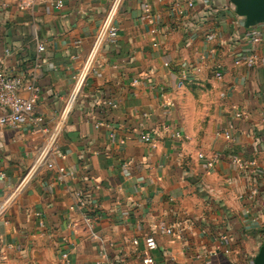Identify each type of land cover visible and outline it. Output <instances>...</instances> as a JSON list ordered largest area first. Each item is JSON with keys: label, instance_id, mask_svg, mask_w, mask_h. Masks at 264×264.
Listing matches in <instances>:
<instances>
[{"label": "crops", "instance_id": "obj_1", "mask_svg": "<svg viewBox=\"0 0 264 264\" xmlns=\"http://www.w3.org/2000/svg\"><path fill=\"white\" fill-rule=\"evenodd\" d=\"M55 1L36 0L25 12L16 0L0 1V54L11 50L6 70L40 87L32 114L0 126V264H142L146 235L157 240L156 264H257L264 175L230 161L240 154L264 163V39L249 38L264 23L247 22L257 0H193L194 7L123 0L117 37L93 58L112 0H64L61 8ZM200 56L205 71L184 80L182 70ZM88 62L58 139L62 156H51L54 168L34 167L18 188ZM219 129L233 138L217 136ZM215 154L220 160L209 167ZM78 193L84 209L71 208ZM159 221L174 233H161ZM209 250L215 254L205 257Z\"/></svg>", "mask_w": 264, "mask_h": 264}, {"label": "built area", "instance_id": "obj_2", "mask_svg": "<svg viewBox=\"0 0 264 264\" xmlns=\"http://www.w3.org/2000/svg\"><path fill=\"white\" fill-rule=\"evenodd\" d=\"M1 1V0H0ZM4 3L7 0H2ZM36 0H16V6L20 11H30L33 6L35 5ZM123 0H112L109 6L108 12L104 18V21L101 24V27L98 31L96 36L92 53L90 57L93 58L100 46L107 41V39H115L118 35V25L116 24V18L119 12V8L122 4ZM64 5V0H56L53 2V6L55 8H61ZM188 7H194L193 0H187ZM144 17L146 20L152 24L155 21V14L153 13L152 7L149 3L144 4ZM212 35V34H210ZM250 41L255 44L264 39V25H259L252 29L249 33ZM154 46H158L157 42H154ZM39 51H44L46 46L43 43H39L37 46ZM11 54V50L5 49L4 53L0 54V126L6 127H14L17 126L24 118L32 114L35 110V106L37 103L38 95L40 92V87L35 85L33 82L25 83L21 76L10 74L7 72L5 67V59L7 56ZM205 56H200L199 62L194 65H189L184 67L182 70L183 78L186 81H196L200 74H202L205 69L206 65L204 63ZM246 63L248 66H253L257 62V56L251 55L247 58ZM90 68V67H89ZM84 74V80L88 73V70ZM214 76L217 79H222L224 77V71L222 68H214ZM84 70L81 72L78 80L76 81L71 93L69 94L68 98L65 101L64 108L62 109L59 118L56 120L53 127H46L44 128V132L47 134L46 139L44 140L42 146L38 151V156L36 158L35 163L33 164L32 168L28 172V174L24 177V179L19 184L18 188L23 186L32 176L35 170L42 167L43 165L47 164L48 167L54 168L55 165L52 161H50L51 156H62V153L58 147V139L65 127L66 121L68 119L69 113L74 106L77 97L81 91L83 86L84 80L80 86V90L77 92V95L74 97L73 102H71V98L74 94L76 89L77 82L79 81L81 75L83 74ZM136 82L138 80H135ZM26 89L30 92V96L26 97L21 94V90ZM237 117L244 116L242 111L236 112ZM166 130H170L169 126L165 127ZM171 135L176 138L182 137L180 131H170ZM217 136H223L226 139H232V133L229 130H218L216 132ZM188 138V136H184ZM144 140L149 142L152 140L151 135L147 134L144 136ZM204 156L203 153L199 154V157ZM220 160V154H215L212 156L209 161V167L215 165L217 161ZM231 163L234 164L239 169H247V168H258L263 172L264 175V163H259L255 158H247L240 154H235L231 157ZM128 165V163L126 164ZM35 170L33 171V169ZM33 171V172H32ZM58 172L61 174L62 178L67 177L65 173V169L63 167L58 168ZM79 201L76 205L71 206L72 209L74 208H86L87 202L85 199L82 198L81 193H78ZM258 220V217H255ZM157 229L164 234H173L174 229L171 225H168L164 221H159L157 223ZM135 245L140 244V240L135 238L133 240ZM158 248V243L153 235H146L143 238V248L141 251L142 256V264H156L154 251ZM215 254V250H209L205 257H210ZM68 254L64 253L63 257L67 258Z\"/></svg>", "mask_w": 264, "mask_h": 264}, {"label": "water", "instance_id": "obj_3", "mask_svg": "<svg viewBox=\"0 0 264 264\" xmlns=\"http://www.w3.org/2000/svg\"><path fill=\"white\" fill-rule=\"evenodd\" d=\"M246 14V13H245ZM248 24L264 23V0H257V5L247 13ZM257 264H264V244L262 245L260 252L256 258Z\"/></svg>", "mask_w": 264, "mask_h": 264}, {"label": "bare ground", "instance_id": "obj_4", "mask_svg": "<svg viewBox=\"0 0 264 264\" xmlns=\"http://www.w3.org/2000/svg\"><path fill=\"white\" fill-rule=\"evenodd\" d=\"M89 65H90V62H88V64L86 65V68H85L83 74L81 75L79 81L77 82L76 89L74 91L73 97L76 96L77 92L80 90V86H81V84H82V82L84 80V74L87 71V69L89 68Z\"/></svg>", "mask_w": 264, "mask_h": 264}, {"label": "rangeland", "instance_id": "obj_5", "mask_svg": "<svg viewBox=\"0 0 264 264\" xmlns=\"http://www.w3.org/2000/svg\"><path fill=\"white\" fill-rule=\"evenodd\" d=\"M200 94H201V93H195V95H197V96H201L203 93H202L201 95H200ZM201 105L203 106L204 104L201 103ZM203 113H204V109H203Z\"/></svg>", "mask_w": 264, "mask_h": 264}]
</instances>
